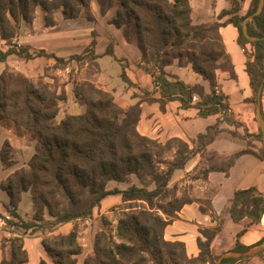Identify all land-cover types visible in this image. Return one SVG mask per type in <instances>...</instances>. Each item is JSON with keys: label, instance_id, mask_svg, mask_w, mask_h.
Instances as JSON below:
<instances>
[{"label": "trees", "instance_id": "obj_1", "mask_svg": "<svg viewBox=\"0 0 264 264\" xmlns=\"http://www.w3.org/2000/svg\"><path fill=\"white\" fill-rule=\"evenodd\" d=\"M97 1L102 13L112 11L110 23L121 29L142 53V61L155 86L153 90L141 89L142 100L158 102L162 110L169 101L178 100L182 108H197L202 117L218 115L217 121L192 141L196 146L177 136L165 142L150 138L138 130L141 101L123 107L111 92L90 81H74V96L85 102L86 109L59 120V102L66 100L65 90L60 93L47 82H34L20 71L5 68L0 71V124L4 119L12 120L24 128L36 144L29 162L1 182L8 201L3 204L6 211L4 214L0 211V217L10 215L12 219H8L7 224L25 230L33 227L34 223L26 221L18 210L22 194L27 191L32 193L35 220H43L47 211L56 223L90 217L107 196L119 194L128 210L119 219L115 235L107 230L98 232L94 251L83 263L77 258L83 246L76 227L68 233L47 237L42 245L51 263L41 258L40 264H216L218 259L219 264L233 263L236 257H222L211 250L221 225L201 230L204 239L198 238L200 252L193 257L188 256L183 241L167 240L164 231L184 204L198 200L185 193L179 195L178 185H170L172 176L176 170L184 169L196 154L203 158L207 146L226 130L222 123L240 124L246 135L262 137L261 132L248 131L236 118L226 97L217 91V71L223 69L236 76L220 33L221 26L233 24L238 30L237 42L246 57V71L253 91V96L246 101L260 104L263 113L264 0H251L244 14H241L243 0H229V6L218 13L216 20L203 23L193 22L190 0ZM91 2L0 0L1 36L9 40L16 35V25L21 20L33 22L37 6L44 9L47 26L55 24L57 9H61L66 18L84 15L93 20ZM248 44L253 50L247 48ZM95 46L94 39L82 53L66 59L44 50L30 52L26 47L9 42L7 50L0 49V61L11 54L25 59L47 56L65 66L70 60L83 62L96 58ZM107 53L113 55L111 45ZM175 60L180 65L191 63L193 69L208 80L210 90L201 83L187 84L168 73L165 67ZM150 64L157 69L151 70ZM122 67L123 80L139 87L128 77L126 63H122ZM157 91L160 97L154 96ZM194 96L199 100L194 101ZM10 147L5 141L1 149L2 161L7 166L12 164L8 154ZM173 150V156L167 158L165 154ZM248 153L264 158V154L243 150L230 155L222 166L210 163L197 178L206 179L211 171L228 174L238 156ZM197 168L198 164L194 169ZM132 174L138 177L140 185L108 188L110 181H127ZM201 209L208 210L203 206ZM210 210L215 215L211 200ZM228 212L236 222L245 217L260 222L264 215V191L255 187L236 190ZM0 242L4 248H9L0 264H29L23 237L2 235ZM250 248L238 240L233 251L246 252Z\"/></svg>", "mask_w": 264, "mask_h": 264}, {"label": "crops", "instance_id": "obj_2", "mask_svg": "<svg viewBox=\"0 0 264 264\" xmlns=\"http://www.w3.org/2000/svg\"><path fill=\"white\" fill-rule=\"evenodd\" d=\"M190 2L192 5L193 19L196 8L194 7L193 0H190ZM91 8L94 15L93 20H89L84 15H80L76 18H66L63 11L57 9L54 12L55 24L47 26L44 20L45 11L41 6H37L35 9L36 16L33 22L28 23L21 20L16 25V35L12 40L19 46L28 48L30 52L44 50L47 53H54L59 57L67 59L72 54L82 53L95 39L96 58L86 59L82 63L77 60H70L65 66L57 67V70L62 73L66 79V91L71 100L77 99L74 97L72 90L74 81L93 82L104 90L111 92L115 96L117 102L123 107H128L141 101V117L138 123V130L141 134L160 141H166L169 138L177 136L189 141L192 145V141L197 138L199 133L205 132L208 125L216 123L218 115L202 117L199 115V110L197 108H182L178 100L169 101L166 104L165 110L161 109L158 102L142 100L143 91L141 89L153 90L155 86L151 74L146 69L145 62L142 61L141 51L134 43L130 42L125 37L121 29L110 23L109 19L112 16V11L102 13L97 0H92ZM216 15H218V13H216ZM201 21L200 23H202ZM220 33L226 50L234 64L236 77L231 78V76L226 75L227 72H224L221 77L218 76L217 91L227 96L236 118H239L240 121L244 123L250 133L258 134L261 132L264 137V88L261 97L262 113L260 104L255 105L246 101L247 98L253 96V91L250 87V78L246 71V57L237 42V28L233 24H227L220 27ZM110 45L113 50V55L107 53V48ZM8 48L9 41L3 39L0 30V49L5 51ZM55 61L54 58L47 56H36L32 59H25L17 54H11L5 61H0V71L7 67L12 68L22 72L30 79L35 80L36 77L44 74L45 67L55 64ZM122 63H126V72L130 80L140 88L130 86L123 80ZM165 70L177 76L187 84L201 83L205 86L207 91L210 90L208 80L204 79L201 74L196 72L191 63L180 65L179 62L175 60L173 63L167 65ZM70 73L73 75L72 80H70ZM70 93H72L73 96ZM154 96L160 97L159 91L155 92ZM79 102L80 101L74 103V105L76 104L77 106L76 108H78L76 113H80L86 109V105ZM143 119H145V123L142 125ZM188 120H203L202 129H204V131L198 130V132H194V134L190 132L189 128H186L183 124ZM13 128L12 123H6L3 129L4 139L13 147H15L16 144L22 146L21 143H24V141L22 138L16 141L17 136L15 135L17 134H14ZM224 132L225 131L221 132L218 137L207 146L208 150L220 152L215 150L212 146L222 139L236 141L223 135ZM21 133L28 134L26 131ZM242 145L243 147L239 151L245 148L243 143ZM220 153L228 154L227 152ZM249 154L251 153L240 154L235 164L239 157ZM255 156L258 158V162L255 163L254 167L248 170L243 184L238 188H233L232 196L228 198L223 197L222 183H216L214 177L218 176L220 173L228 177L232 168L228 174L222 171H211L206 179L199 178L207 184L217 186L216 190L210 195L215 215H212L210 208H208L207 211H203L201 209L202 203L200 200L188 202L177 212V216L173 221L166 226L164 231L165 238L172 241H183L186 245L188 256L193 257L197 256L200 252L198 238L200 236L203 237L201 229L215 228L221 225V231L215 236L211 243V250L215 255L236 257V261L231 264H264V215L260 222H253L248 217L236 222L231 218L228 212V208L231 205L236 190L255 187L259 191H264V158L257 155ZM191 161L190 159L186 167L181 169L184 170V173L191 172L198 162L195 161L190 164ZM14 164L15 160L13 159L10 166L12 167ZM16 169H12L2 181ZM23 197L24 194H22V200L19 203L18 209L21 215L20 204L23 201ZM7 201L8 195L6 200L0 201V209L4 208L3 204ZM121 202L123 201L119 194L109 195L102 201L101 206L97 208L103 212L113 204H120ZM69 225L72 227L73 221L66 222L61 226ZM69 231L70 228L64 233H68ZM238 240L244 245L251 246V248L246 252L233 251ZM28 252L31 259L30 250ZM43 256V253H41L40 259L43 258ZM1 259L2 256L0 257V261ZM32 264L38 263L33 262ZM216 264H219V259Z\"/></svg>", "mask_w": 264, "mask_h": 264}, {"label": "rangeland", "instance_id": "obj_3", "mask_svg": "<svg viewBox=\"0 0 264 264\" xmlns=\"http://www.w3.org/2000/svg\"><path fill=\"white\" fill-rule=\"evenodd\" d=\"M250 1L251 0L242 1L241 14H244L247 11ZM193 4L194 7L196 8L195 13L193 14L194 17L193 22L200 23L201 20H204L201 21L203 23V22H213L214 20H216L217 19L216 13H219L223 8L228 7L230 2L229 0H193ZM245 22L246 20L243 23L245 24ZM8 41L12 44H15L12 38H10ZM247 48L249 50H253L250 44L247 45ZM61 65H62L61 63L58 64L55 61V64L49 65L44 68L43 75H40L36 77L35 80H33L34 82H38V81L47 82L53 88L57 89L58 92L60 93L62 92V90H65L66 100L59 102V113H58L59 120L64 118L68 114L77 112L78 108H76L77 106L76 104L74 105V103L80 101L79 103L85 104V102L82 99L77 98L71 100L70 96L67 95L66 86H65L66 79L64 78L62 73H60L57 70V67H61ZM148 66L151 70L157 69L156 66L153 64H150ZM224 72H227L226 75L231 76V78L236 77V76H232L230 72L223 69H218L217 71L218 76L221 77ZM72 79H73V75L72 73H70V80ZM73 88H74V83L72 85V90ZM70 94L73 96L72 93ZM223 95L227 99V96L225 94ZM197 100H199V98H197ZM227 102H229L228 99ZM224 116H226V114L222 115V117ZM237 119L240 121L239 118ZM6 123H12L14 127L13 130L15 132L14 134H17L15 135L17 136L16 141H19L21 138L24 141V143H21L22 146L16 144L15 145L16 148L11 146L8 149L9 156L12 158V160L13 159L15 160V164L12 167L5 165L1 158V149L3 148V144L5 141L3 129ZM143 123H145V119H143L141 124L143 125ZM183 124L186 128H189L190 132H192L193 134L194 132H198V130L204 131V129H202L203 120L200 121L188 120ZM221 126H223L226 129L223 135L231 139H234L236 141L222 139L217 141L212 147L215 150H218L220 152H227L228 154L220 153L208 149L204 152L203 158L201 154H196L191 158L192 161L190 162V164H192L195 161H198L197 170L193 168V170H191V172L189 173H184V170L181 169L177 170L172 176L170 182L171 186L178 185L179 195L183 196L185 193L186 195L192 198H197L202 203V206L206 209L210 208V195L216 190L217 186L207 184L202 179H199L197 177L201 175V172L205 168H207L210 165V163L218 167L222 166L225 162L228 161V158L230 155H232V153L239 151L243 147L242 143L244 144L245 148L242 149L241 151L248 150L258 155L264 154L263 135L260 139H258L257 136L246 135L245 128L240 124L231 125L227 122H224L222 123ZM23 131H25L24 128L18 126L15 122H13L10 119L3 120L2 124L0 125V183L12 169L20 168L26 165L31 159L33 153L35 152V144H36L35 140L30 139L28 134L21 133ZM191 146H196V145L192 143ZM173 152L174 150L167 152L165 156L167 158H171L173 156ZM257 162H258V158L255 155H253V153L249 155H243L239 157L236 164L232 167L230 175L228 177H225L222 173L214 177V181L216 183H222L221 186H222L223 197L228 198L232 196L233 188H238L243 184L246 173L250 168L254 167L255 163ZM133 183L140 185V181L138 177L134 174L130 175L127 181H123V182H118L114 180L110 181L108 183V188L112 189L118 186L126 188ZM23 194L24 197H23V201L20 204V212L22 213V217L26 221L33 222L34 226L28 230H25L24 228L17 225L13 226L7 224L4 226H0V237L2 235L4 236L6 235L8 237L18 235L23 237L24 246L28 251L30 250L31 252V259L29 258L30 260L29 264H32L33 262H37L39 264L41 253H43L44 255L43 258H45L48 262H50V259L46 254V251L44 250V247L42 245L43 239H46L47 237H53L55 235H58L59 233H64L69 228L70 230H72L74 227L77 228L78 240L83 246V251L81 254L77 256V258L80 263H83L84 259L88 255L92 254L94 251V241L96 234L101 230H107L109 233L115 235L116 227L119 219L122 218L125 214V211L128 210L125 207L126 205L123 202H121L120 204H113L103 212L98 208L95 209L94 210L95 212L92 216L87 217L85 219L74 221L72 227H70L71 224L69 226H61L64 223H56L54 218H52L47 211L45 212L43 220H35L34 204L32 206L33 203L32 193L31 191H27L24 192ZM6 199H7V194L2 190L0 186V201ZM0 211L1 213L4 214L6 210L2 208L0 209ZM2 217L3 216H1L0 218ZM10 219H12V217ZM8 250L9 248L8 247L4 248L0 242V257L7 254ZM193 264H208V263L197 262Z\"/></svg>", "mask_w": 264, "mask_h": 264}, {"label": "built area", "instance_id": "obj_4", "mask_svg": "<svg viewBox=\"0 0 264 264\" xmlns=\"http://www.w3.org/2000/svg\"><path fill=\"white\" fill-rule=\"evenodd\" d=\"M197 98H198L197 96H194L193 100L196 101ZM10 218H11L10 215H6L5 217L0 218V226L7 225V220Z\"/></svg>", "mask_w": 264, "mask_h": 264}]
</instances>
